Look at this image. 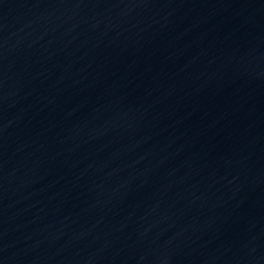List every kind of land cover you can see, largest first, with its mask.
Instances as JSON below:
<instances>
[{"label": "water", "instance_id": "obj_1", "mask_svg": "<svg viewBox=\"0 0 264 264\" xmlns=\"http://www.w3.org/2000/svg\"><path fill=\"white\" fill-rule=\"evenodd\" d=\"M0 264H264V0H0Z\"/></svg>", "mask_w": 264, "mask_h": 264}]
</instances>
